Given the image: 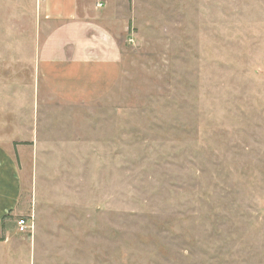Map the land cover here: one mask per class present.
<instances>
[{"label":"rangeland","instance_id":"374dc122","mask_svg":"<svg viewBox=\"0 0 264 264\" xmlns=\"http://www.w3.org/2000/svg\"><path fill=\"white\" fill-rule=\"evenodd\" d=\"M80 3L118 39L107 78L49 82L42 32L0 30V142L33 222L0 264H264V0Z\"/></svg>","mask_w":264,"mask_h":264},{"label":"crops","instance_id":"0c3cea01","mask_svg":"<svg viewBox=\"0 0 264 264\" xmlns=\"http://www.w3.org/2000/svg\"><path fill=\"white\" fill-rule=\"evenodd\" d=\"M34 1L33 11H28L18 5L19 0H13L18 12L9 16L7 0H0V30L10 24L8 30L42 32L44 37L35 49L34 63L45 80L61 83V76H81L88 80L114 74L120 62V45L97 14L84 8L80 0H42V4ZM11 20L16 23L13 25ZM3 46L0 42V51ZM16 148L11 143L0 142V249L9 252L7 257L13 256L18 235L10 229V222L28 215L30 210L21 202L22 182L14 155Z\"/></svg>","mask_w":264,"mask_h":264},{"label":"built area","instance_id":"2783aa9c","mask_svg":"<svg viewBox=\"0 0 264 264\" xmlns=\"http://www.w3.org/2000/svg\"><path fill=\"white\" fill-rule=\"evenodd\" d=\"M98 7H100V5H98ZM15 224H16V231L19 234H27L32 232L33 229L32 216L18 217L15 221Z\"/></svg>","mask_w":264,"mask_h":264}]
</instances>
